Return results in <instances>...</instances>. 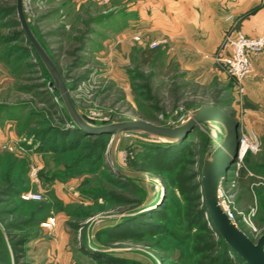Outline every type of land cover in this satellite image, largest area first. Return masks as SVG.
I'll return each mask as SVG.
<instances>
[{
	"label": "rangeland",
	"instance_id": "obj_1",
	"mask_svg": "<svg viewBox=\"0 0 264 264\" xmlns=\"http://www.w3.org/2000/svg\"><path fill=\"white\" fill-rule=\"evenodd\" d=\"M23 1L33 32L66 84L73 85L72 98L92 124L141 118L176 126L202 104H217L228 113L236 122L238 145L242 140L253 145L246 153L261 172L250 189L238 186L236 156L220 188L222 206L254 240L264 233V51L255 56L258 67L253 59V71L238 83L217 57L188 59L167 34L142 28L140 0ZM13 6L16 0H0V264H188L206 253L221 254L217 245L187 259L193 238H204L200 227L208 213H200L202 186L193 189L201 176L182 178L197 164L201 171L222 127L202 123L186 133L179 139L187 144L181 162L168 169L158 165L168 154L153 146L161 140L124 134L116 147L119 165L157 180H129L112 172L110 131L101 132L93 158L75 164L100 133L79 140L69 134L72 118L21 34L17 11L9 10ZM150 48L158 52L150 56L145 53ZM61 141L71 142V148L53 150ZM140 162L153 171L136 169ZM28 193L38 196L23 200ZM50 218L54 225L44 226ZM238 259L226 253L218 264Z\"/></svg>",
	"mask_w": 264,
	"mask_h": 264
},
{
	"label": "water",
	"instance_id": "obj_2",
	"mask_svg": "<svg viewBox=\"0 0 264 264\" xmlns=\"http://www.w3.org/2000/svg\"><path fill=\"white\" fill-rule=\"evenodd\" d=\"M15 9L23 32L34 47L43 64L50 73L52 89H58L62 101L70 114L74 125L86 133L110 131L113 137L108 149L113 170L125 177L153 179L156 178L119 165L116 159V147L120 138L127 133L141 132L155 136L162 142H175L186 133L202 123L215 122L223 129V136L210 156L203 161L200 184L203 188L205 211L217 232L227 245L233 249L246 264H264V233L257 240L252 239L229 216L220 202L219 191L230 166L236 159L239 145L237 142L236 122L217 104H202L189 112V117L176 126H163L141 118H131L96 126L83 117L78 110L71 90L73 85L66 84L56 63L43 47L33 32L25 14L24 1L16 0Z\"/></svg>",
	"mask_w": 264,
	"mask_h": 264
},
{
	"label": "crops",
	"instance_id": "obj_3",
	"mask_svg": "<svg viewBox=\"0 0 264 264\" xmlns=\"http://www.w3.org/2000/svg\"><path fill=\"white\" fill-rule=\"evenodd\" d=\"M140 14L142 28L167 34L192 60L215 59L237 30L251 36L264 30V0H140ZM259 61L254 57L255 67Z\"/></svg>",
	"mask_w": 264,
	"mask_h": 264
},
{
	"label": "trees",
	"instance_id": "obj_4",
	"mask_svg": "<svg viewBox=\"0 0 264 264\" xmlns=\"http://www.w3.org/2000/svg\"><path fill=\"white\" fill-rule=\"evenodd\" d=\"M9 10L11 12L15 11L16 10L15 6L11 7ZM17 24L20 25L19 21L17 22ZM21 34H24L23 31H21ZM156 52H158V48H150V49L145 50V53H148L150 56L154 55ZM68 85H72V84H68ZM68 132H69V134H77L76 136H77L78 140L80 139L81 135H83V137H85L87 135H90V137L92 136L90 133H85L83 130L78 129L75 126L72 129H70ZM96 136H97V139L94 140L92 148L89 151V153H87L85 155H80L78 157L77 163H75V164L79 165L81 162L87 161L88 159L93 158L94 155H96L97 146H100V143L102 142L101 141L102 140V134L101 133L96 134ZM71 141L75 146L74 140L72 139ZM75 141H77V140H75ZM64 143H65V141H61V143L58 144L57 147L53 145V147H52L53 150H58V149L66 150V148H71L70 147L71 142H69L67 145ZM186 145L187 144L184 141H180V140H178L176 142H162L161 141V142L155 143V145L153 144L154 148L159 150L160 154H163L165 156L168 154L165 157L166 158L165 162L164 161H163L164 163L160 162V163H158V165H160V167L165 168V169L173 168L175 162H181V158L183 155L182 148L185 149ZM67 146H69V147H67ZM141 167H144V169H142ZM146 167H148V166L145 165L144 162H140L139 164H137L135 166L136 169L144 170L147 172L153 171L152 169H147ZM148 168H150V167H148ZM183 168H185V167H183ZM112 172L121 178L123 177V178L131 180V177L121 176L113 170H112ZM260 172H261V167L257 166V163L253 160L252 157H250V155L248 153H245L242 161H240L239 168L237 169V178H236L237 179V185L240 187H245L247 189H250L254 180L257 178V175L260 174ZM200 174H201V171H200V168L197 164L196 170L191 172L189 177L183 176L182 179L185 178L184 180H186V181L196 179L197 177H200ZM199 187H201L200 183H195L193 185V189H197ZM7 192L13 193L14 189L9 188V189H7ZM23 200H25V199H23ZM205 212H207V211H205L204 207H202L200 209L201 215H203ZM200 232L202 234L204 233V235H203L204 238H201V240L199 238H197V239L193 238L192 243L190 244L191 249H189L191 253L188 255L187 259H189V258L191 259V257L193 255L195 256L198 253L200 254L203 252H207L208 250L213 251L217 245H219L221 247L222 252H221V254L219 253L218 255H213L210 253L209 254L203 253L204 256L201 258V260H197L198 259L197 258L196 260H193V262L189 261L188 264H218L219 261L222 260L223 254H226V253H229V254L232 253L233 255L239 257V259H238L239 261H236L233 264H246V262L233 249H231L227 245V243L224 241V239L221 237V235L217 232V230L213 226V224H212V222L208 216L205 217V226L200 227ZM214 235H216L220 238L219 241H216L214 239ZM252 239H254V238H252ZM197 240L198 241L200 240V242L196 243ZM231 262L232 261H230L229 263H231ZM223 264H227V261H223Z\"/></svg>",
	"mask_w": 264,
	"mask_h": 264
},
{
	"label": "built area",
	"instance_id": "obj_5",
	"mask_svg": "<svg viewBox=\"0 0 264 264\" xmlns=\"http://www.w3.org/2000/svg\"><path fill=\"white\" fill-rule=\"evenodd\" d=\"M264 51V30L257 36H251L243 31L237 30L233 37L227 39L223 52L217 55V59L221 60L229 75H231L238 83L242 81L253 71V59L254 57ZM130 134V133H127ZM250 147L253 149V145H244L243 140L240 141L239 148H243L244 152L242 156L237 157L238 160L243 159L246 150ZM238 148V149H239ZM239 154V153H238ZM37 194L28 193L23 195L24 199H30L37 197ZM220 202L222 204V193L219 191ZM229 216L235 221L233 213L228 208H224ZM54 219L43 223L46 227L54 225ZM254 230H256L254 228Z\"/></svg>",
	"mask_w": 264,
	"mask_h": 264
},
{
	"label": "bare ground",
	"instance_id": "obj_6",
	"mask_svg": "<svg viewBox=\"0 0 264 264\" xmlns=\"http://www.w3.org/2000/svg\"><path fill=\"white\" fill-rule=\"evenodd\" d=\"M113 137V136H112ZM243 152H244V149L243 148H239L237 153H236V156L239 157V156H242L243 155ZM239 153V154H238Z\"/></svg>",
	"mask_w": 264,
	"mask_h": 264
}]
</instances>
